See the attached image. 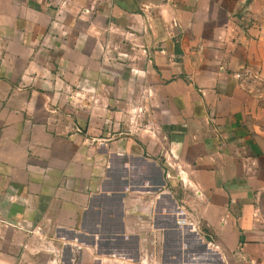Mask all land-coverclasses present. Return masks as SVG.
I'll use <instances>...</instances> for the list:
<instances>
[{"label":"crops","instance_id":"crops-1","mask_svg":"<svg viewBox=\"0 0 264 264\" xmlns=\"http://www.w3.org/2000/svg\"><path fill=\"white\" fill-rule=\"evenodd\" d=\"M247 1L0 0V264H264Z\"/></svg>","mask_w":264,"mask_h":264},{"label":"rangeland","instance_id":"rangeland-1","mask_svg":"<svg viewBox=\"0 0 264 264\" xmlns=\"http://www.w3.org/2000/svg\"><path fill=\"white\" fill-rule=\"evenodd\" d=\"M246 6L245 8H250V10H246L245 13L240 14L241 17H245L244 21H249L248 23L257 22L264 27V0H248ZM105 48H107V46H105ZM117 57H119L118 54ZM203 253H200L201 255L198 262H196L197 264H204L207 262L206 258H210L209 256L203 255Z\"/></svg>","mask_w":264,"mask_h":264},{"label":"built area","instance_id":"built-area-1","mask_svg":"<svg viewBox=\"0 0 264 264\" xmlns=\"http://www.w3.org/2000/svg\"><path fill=\"white\" fill-rule=\"evenodd\" d=\"M176 216V223L178 226H188V225H192L193 227V222H189L188 218H187V212L185 210H183L182 208H178L177 212L175 214ZM147 262V259H145Z\"/></svg>","mask_w":264,"mask_h":264}]
</instances>
